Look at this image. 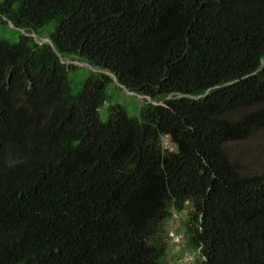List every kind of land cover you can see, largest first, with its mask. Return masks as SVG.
I'll return each instance as SVG.
<instances>
[{
	"label": "trees",
	"instance_id": "1",
	"mask_svg": "<svg viewBox=\"0 0 264 264\" xmlns=\"http://www.w3.org/2000/svg\"><path fill=\"white\" fill-rule=\"evenodd\" d=\"M258 131L264 0H0V264H264Z\"/></svg>",
	"mask_w": 264,
	"mask_h": 264
},
{
	"label": "rangeland",
	"instance_id": "2",
	"mask_svg": "<svg viewBox=\"0 0 264 264\" xmlns=\"http://www.w3.org/2000/svg\"><path fill=\"white\" fill-rule=\"evenodd\" d=\"M10 29L2 28V34L9 40H14V32ZM39 43H46L45 40H38ZM66 64H70V60H63ZM85 68L88 66L85 63L75 61ZM119 102L130 114H135L139 108L142 98L133 96L125 90L117 95ZM106 106L104 107V109ZM104 109L100 112L102 120L105 119L103 114ZM163 149L168 151H176V147L172 144L168 137L161 138ZM230 153L241 161V164L257 171L264 169V134L260 131L253 133L247 140L233 142L228 145ZM187 209L182 212L173 211L172 218L166 224L168 233V250L166 253V261L168 264H197L201 260L198 251L188 248L186 245L185 236V218Z\"/></svg>",
	"mask_w": 264,
	"mask_h": 264
},
{
	"label": "water",
	"instance_id": "3",
	"mask_svg": "<svg viewBox=\"0 0 264 264\" xmlns=\"http://www.w3.org/2000/svg\"><path fill=\"white\" fill-rule=\"evenodd\" d=\"M10 24V26L12 27V25H11V23H9ZM27 35H29V34H27ZM30 36H34L35 38L37 37L36 36V34H30ZM42 40H45L46 41V43H49V44H51V42L48 40V39H42ZM73 64H78V63H76V62H72ZM112 78H113V80H114V82L116 83V79H115V77L114 76H112V75H110ZM125 90V89H124ZM129 94H132V93H130V92H128ZM140 98H146L148 101H150V99L148 98V97H145V96H139ZM152 104H154V105H158L157 103H155V102H152Z\"/></svg>",
	"mask_w": 264,
	"mask_h": 264
}]
</instances>
